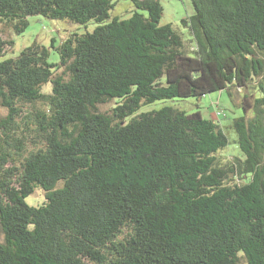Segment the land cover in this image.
Here are the masks:
<instances>
[{
  "label": "trees",
  "instance_id": "1",
  "mask_svg": "<svg viewBox=\"0 0 264 264\" xmlns=\"http://www.w3.org/2000/svg\"><path fill=\"white\" fill-rule=\"evenodd\" d=\"M132 1L121 18L113 0H0L16 35L39 15L98 24L0 60V264H264V0H191L166 24ZM234 89L227 124L138 113Z\"/></svg>",
  "mask_w": 264,
  "mask_h": 264
},
{
  "label": "rangeland",
  "instance_id": "2",
  "mask_svg": "<svg viewBox=\"0 0 264 264\" xmlns=\"http://www.w3.org/2000/svg\"><path fill=\"white\" fill-rule=\"evenodd\" d=\"M115 7L111 12V16H120L121 18H128L132 15L135 6L132 0H113ZM164 8V14L161 19V24L179 23V21L188 17L193 13L191 0H160ZM146 14V12H144ZM109 20H107L108 22ZM98 24L94 21L86 25L74 24L67 20L50 19L45 16H32L29 18V26L20 35L14 34L9 28L4 27L0 23V37L4 40H14L13 46H7L5 57H0V60L5 58L17 56L25 47L31 45L34 41H38L47 46H51L52 41H55L58 46L69 34L92 32ZM13 51V52H10ZM50 61L58 63L60 61V54L52 49ZM233 100L227 94V91L214 92L207 94L201 98H173L158 100L153 103L143 106L138 113L159 110L165 106H171L186 111L187 113H194L200 111L206 118L213 120H222L224 124L231 121V117L242 114V102L244 99V91L242 89H234ZM114 102L104 106V109L111 108ZM7 110L0 106V116H5ZM228 115L230 117H225ZM235 133L232 134L234 138ZM225 155L238 154L236 148L230 147L223 151ZM44 200V192L37 190L29 199V203L36 205L41 204ZM3 238V233L0 227V239ZM247 264V263H243Z\"/></svg>",
  "mask_w": 264,
  "mask_h": 264
}]
</instances>
